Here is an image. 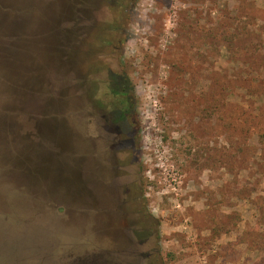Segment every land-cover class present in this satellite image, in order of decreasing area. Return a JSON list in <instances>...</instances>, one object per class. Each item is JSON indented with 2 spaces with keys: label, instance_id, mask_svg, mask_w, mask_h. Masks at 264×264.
<instances>
[{
  "label": "rangeland",
  "instance_id": "1",
  "mask_svg": "<svg viewBox=\"0 0 264 264\" xmlns=\"http://www.w3.org/2000/svg\"><path fill=\"white\" fill-rule=\"evenodd\" d=\"M122 1L106 69L83 43L110 20L102 2L10 4L41 90L21 103L27 128L58 123L73 193L1 177L0 264H114L116 249L121 264H264V0ZM113 160L127 165L112 181Z\"/></svg>",
  "mask_w": 264,
  "mask_h": 264
},
{
  "label": "trees",
  "instance_id": "2",
  "mask_svg": "<svg viewBox=\"0 0 264 264\" xmlns=\"http://www.w3.org/2000/svg\"><path fill=\"white\" fill-rule=\"evenodd\" d=\"M98 1L108 10L110 20L97 22L87 33L83 43L91 48L92 69H106L109 68L107 58L120 54L123 40L117 19L124 8V2ZM127 1L131 6L136 2ZM10 4H14V0H0V178L18 175L25 179V183L30 181L32 186H37L40 178L43 182L58 180V185L52 189L62 188L64 194H72V175L63 164L66 163L62 152L64 144L58 123L55 119H47V114H42L33 120L31 131L27 128L28 118L21 103L31 93L38 96L41 90L23 76L22 71L26 70L27 65L23 64L22 59H25L31 34L24 25L25 21H14ZM5 5L8 8H3ZM36 33L35 31L34 34ZM49 57H54V53L49 54ZM15 59L19 62L15 63ZM111 83L116 88H121L120 91H115L120 99L117 107L112 108V114L118 120L126 121L132 105L125 83L115 76L111 77ZM54 117L56 116L52 115L51 118ZM57 190L54 191L57 193Z\"/></svg>",
  "mask_w": 264,
  "mask_h": 264
},
{
  "label": "flooded vegetation",
  "instance_id": "3",
  "mask_svg": "<svg viewBox=\"0 0 264 264\" xmlns=\"http://www.w3.org/2000/svg\"><path fill=\"white\" fill-rule=\"evenodd\" d=\"M114 124H116V123H114ZM115 127H117V124L116 125H114ZM127 165V163L124 161V160H122L120 163L118 162V161H116V160H113V161H111V170H112V173H113V179H112V181L114 180V179H116V178H118L119 177V174H122V172H123V168L125 167ZM99 181V180H98ZM98 181H94V183L95 184H99V182ZM132 195V196H131ZM134 196H133V193L131 192V189L129 190V189H126L124 192H123V194H122V201H121V203H120V205H119V208H120V210L122 211V208L125 206V207H127V212H128V214H130V216H131V214H133V213H135L134 211H131V210H128V206L130 205V200H134V198H133ZM148 240L149 239H146V241L145 242H148ZM143 243H140V245H142ZM140 247V246H139ZM137 248V251H138V246L136 247ZM115 252H111L110 254H109V257H110V259L111 258H113V259H111L112 261H113V263L114 264H121V261H122V255H124V250L122 249V250H118V249H116V250H114ZM114 256V257H113ZM118 256V257H117ZM138 256L140 257V259H144V255H143V253L142 252H139V254H138ZM148 257V256H147ZM124 259V258H123Z\"/></svg>",
  "mask_w": 264,
  "mask_h": 264
}]
</instances>
